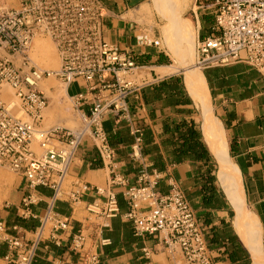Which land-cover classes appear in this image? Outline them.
Returning a JSON list of instances; mask_svg holds the SVG:
<instances>
[{"label":"built area","instance_id":"built-area-1","mask_svg":"<svg viewBox=\"0 0 264 264\" xmlns=\"http://www.w3.org/2000/svg\"><path fill=\"white\" fill-rule=\"evenodd\" d=\"M194 9L214 16L209 35L196 41L197 68L244 62L264 79V0H194ZM103 16L99 0H19L16 7L0 0V168L23 179L17 220L38 221L27 232L18 221L9 227L0 220V239L6 247L2 260L32 264L42 241L60 247L65 239L68 251L83 264H99L98 253L85 249L83 230H75L71 219L54 210L55 202L65 200L72 208L85 202L86 212L102 220L100 229H109L112 219L121 218L131 224L134 237L156 238L170 257L178 253L183 264H215L179 185L171 183L167 193L157 190L162 173L143 157V129L129 102L147 82L136 76L142 67L135 57L106 40ZM38 40H48L54 47L55 68L35 64L32 56ZM150 45L158 47L160 42ZM49 79L62 84L66 96L74 82L83 88L69 97L79 128L44 127L50 104L39 84ZM107 115L123 122L132 137L129 158L139 168L134 184L109 143L104 129ZM86 135L94 141L108 180L104 186L74 180L66 189L70 166ZM38 188L52 192L41 215L33 210L40 202ZM88 195L94 198L86 202ZM111 244L109 238L98 239L101 248ZM154 252L142 249L146 260Z\"/></svg>","mask_w":264,"mask_h":264},{"label":"crops","instance_id":"crops-1","mask_svg":"<svg viewBox=\"0 0 264 264\" xmlns=\"http://www.w3.org/2000/svg\"><path fill=\"white\" fill-rule=\"evenodd\" d=\"M1 1L9 7H16L19 3V0ZM99 1L103 7L102 22L106 40L131 53L142 69L147 68L150 69V73L153 72L151 81L147 82L146 87L152 93L158 92V95L150 103L145 104L142 95L138 92L134 97H130L129 102L133 106L135 122L143 129V157L151 168L157 169L156 165L161 167L157 169L162 173L157 190L167 193L171 183L179 185L202 227L215 264H243L246 263L247 257L250 264H253L252 254L235 224V210L241 205L256 225L260 251L264 259V79L252 66L244 62L198 71L203 77L207 90L212 117L217 122L222 135L228 175H232L235 181V187L229 188L233 198L231 200L219 180L220 169L217 168V160L215 161L216 158L203 133V118L185 85V73L181 83L173 85L180 72H183L181 68L187 69L191 65L189 67L177 65L180 69L171 65L164 44L165 26L162 18L153 10L150 0ZM186 21L191 26L194 39L197 41L209 35V27L214 23V16L211 12L192 9ZM155 40L160 42L158 47L150 45V42ZM43 42H48L50 48L43 46ZM37 44L36 48L40 47V49H36L33 56L50 52V49L51 53H54L53 46L48 40H41ZM34 59L36 60L35 57ZM52 59L45 57L42 61H34L39 67L49 69L54 66ZM171 77L174 79H170ZM164 81L166 84L159 88V84ZM74 84L75 82L67 87L68 99L83 91L82 87H78V91L70 93ZM43 91L47 94L45 89ZM183 121L194 124L201 141L215 161L216 182L211 187L212 193L210 187L206 186L209 164L187 157L179 162L172 160L173 153L183 145L184 140L183 137L179 138L180 134L175 131L174 126ZM50 124L52 121L48 116L44 127L52 126ZM104 129L108 138L118 131V136L121 137L120 143L115 146L109 143L115 150L116 158L129 183H136L139 168L129 158L132 137L128 129L123 122L118 123L112 115L105 117ZM96 164L100 167L95 168ZM108 175V170L98 158L94 141L90 136H84L77 150V156L70 166L65 182L66 189L71 187L74 180L92 186H104ZM22 185V177L12 172L11 175L2 172L0 202L6 203L9 207L3 208L0 205V220L9 227L18 221L22 229L28 232L38 226V221L17 220ZM37 192L40 195V202L33 206V210L41 215L50 203L52 192L46 188H38ZM93 198L92 195H88L86 202L92 201ZM119 200L123 207L120 194ZM54 210L71 219L75 230H83L87 236L85 249L90 254L98 253L99 264H183L178 253L170 257L157 244L156 238L134 237L131 224L121 218L112 219L109 229H100L102 220L86 212L85 202L72 208L65 200L57 201L54 203ZM23 223L33 227H25ZM100 237L111 239V246L99 247ZM236 242L244 252L239 255L238 262H231L228 253ZM146 247L155 251L147 260L142 255V249ZM68 250V242L65 239L60 247L49 241H42L37 247L32 264H83L82 258ZM5 254L6 247L0 239V264H7L2 260Z\"/></svg>","mask_w":264,"mask_h":264},{"label":"rangeland","instance_id":"rangeland-1","mask_svg":"<svg viewBox=\"0 0 264 264\" xmlns=\"http://www.w3.org/2000/svg\"><path fill=\"white\" fill-rule=\"evenodd\" d=\"M150 2L153 10H155V12L162 18L163 25L165 26L164 44L169 54L171 65H175L176 67H178L177 65H181L183 67H189L191 65L187 69L181 68L183 72H180L179 75L182 77L184 76V69L188 71L197 70L201 72V70L196 66V41L194 39V32L193 30H190L192 28L186 21V18H189L190 10L194 9V0H150ZM42 44L48 49L50 48V44L48 42H43ZM39 49L40 47H37V50ZM32 57L33 60H35L34 57L36 58V62L44 60L45 57H52L54 66L51 68H55L58 65L56 55L51 53V49L50 52L47 51L42 54L38 53ZM151 73L153 74V72ZM151 73L150 69L147 68L136 70V76L143 78L144 82L151 81ZM78 87L81 88V86L77 83L72 85L70 93L73 94L78 91ZM39 88L42 91L43 89L46 90L47 94H45V96L48 98L50 104L49 108L45 112L44 123L46 124L49 116L52 121V124L50 125L52 126L57 124L70 129L79 128V123L73 111L71 101L65 94L64 86L54 79H49L41 82L39 84ZM61 117H63V119ZM0 169L1 174L4 172L6 175H11V172L6 168ZM20 189L22 195V186Z\"/></svg>","mask_w":264,"mask_h":264},{"label":"bare ground","instance_id":"bare-ground-1","mask_svg":"<svg viewBox=\"0 0 264 264\" xmlns=\"http://www.w3.org/2000/svg\"><path fill=\"white\" fill-rule=\"evenodd\" d=\"M39 41L41 40H38L36 44ZM169 72L171 73V71ZM184 73H185L184 80L187 90L198 112L203 118V125H202L203 133L219 164V169H220L218 175L219 180L223 185V187L225 188L226 193L228 194L230 199L233 200L229 188L235 187V181L232 175H228V167H227L228 163H227L224 143L222 140V135L217 122L214 120L211 114L209 99L207 95V90L204 85L203 77L197 70L195 71L185 70ZM234 202H236V200ZM235 211H236V220H235L236 227L238 231L241 233L243 239L245 240L249 252L252 254L251 257L253 258L252 259L253 264H264V259L260 251L261 246L259 245V236L257 232L258 230L256 228L255 223L249 218L250 216L249 217L247 216V213L245 212L244 208L241 205L237 206Z\"/></svg>","mask_w":264,"mask_h":264},{"label":"trees","instance_id":"trees-1","mask_svg":"<svg viewBox=\"0 0 264 264\" xmlns=\"http://www.w3.org/2000/svg\"><path fill=\"white\" fill-rule=\"evenodd\" d=\"M170 79H174V78L171 77ZM181 81H182V76H179L176 78V81L175 83H173V85L179 84L181 83ZM165 84L166 82L164 81L160 83L158 87L162 88ZM141 95H142V98L145 104H148L154 99V97L158 95V92L152 93L146 87L141 90ZM177 103H179V101H177ZM174 129L176 132L180 134L179 138L183 137L184 140H183V145L177 148V150H175V152L173 153L174 155V158L172 159L173 162H179L182 158L187 157L194 161L204 162L205 164H209L210 167L207 172L206 186L210 187V192L212 193L213 189L211 187L216 182L215 161L213 157L211 156V154L209 153V151L207 150L204 143L201 141V136L199 132L195 129L193 123H186L184 121L180 122L179 124H176L174 126ZM166 131H167V128L165 126V132ZM108 140H110L109 142L111 143L112 146L119 144L121 141V137L118 136V131L113 135H109ZM99 167L100 165L96 164L95 168H99ZM155 167L157 169H161L160 165L158 166L156 165ZM23 226L29 227V228L33 227V226H28L26 223H23ZM243 252L244 250L242 249L240 244L236 242L235 245L229 251L228 257L231 260V262H238L239 255L243 254ZM246 259H247L246 263H243V264H250L249 258L247 257Z\"/></svg>","mask_w":264,"mask_h":264},{"label":"water","instance_id":"water-1","mask_svg":"<svg viewBox=\"0 0 264 264\" xmlns=\"http://www.w3.org/2000/svg\"><path fill=\"white\" fill-rule=\"evenodd\" d=\"M215 161H216V159H215ZM216 164H217V168H218V170H219V166H218V162L216 161Z\"/></svg>","mask_w":264,"mask_h":264}]
</instances>
